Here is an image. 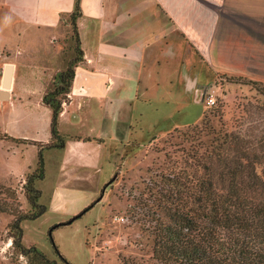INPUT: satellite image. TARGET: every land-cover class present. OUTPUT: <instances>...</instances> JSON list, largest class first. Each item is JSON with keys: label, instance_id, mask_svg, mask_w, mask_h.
Wrapping results in <instances>:
<instances>
[{"label": "crops", "instance_id": "obj_1", "mask_svg": "<svg viewBox=\"0 0 264 264\" xmlns=\"http://www.w3.org/2000/svg\"><path fill=\"white\" fill-rule=\"evenodd\" d=\"M74 2L0 0V22L8 24L14 52L22 51V40L43 34L54 54L26 64L0 44L9 58L0 69L9 127L4 134L48 141L50 108L42 95L66 66L58 39L71 34ZM79 8L75 26L82 55L57 119L64 145L46 150L52 182L38 188L40 203L66 217L84 206L86 201L73 199L87 180L99 178L102 165L109 167L107 176L116 171L111 146L153 138L177 117L198 120V93L214 76L264 83V0H79ZM15 144L10 152L22 156L32 149L20 169L7 171L19 178L34 169L36 148Z\"/></svg>", "mask_w": 264, "mask_h": 264}, {"label": "rangeland", "instance_id": "obj_2", "mask_svg": "<svg viewBox=\"0 0 264 264\" xmlns=\"http://www.w3.org/2000/svg\"><path fill=\"white\" fill-rule=\"evenodd\" d=\"M9 33L8 24L0 22V44H8L14 60L40 64L53 58L43 34L22 40V51L16 54L15 40L8 38ZM63 35L58 42L66 65L74 55V41L71 34ZM8 60L0 52V69ZM200 89L213 94V103L209 106L201 103L198 120L183 123L177 117L175 121H168L166 129L153 138L143 135L132 144L111 146L110 152L116 160L114 178L105 184L113 175L107 176L109 167L102 165L97 172L99 178H94V182L87 180L83 192L73 199L86 201L77 213L92 205L69 224L51 229L49 236L48 230L53 225L68 221L74 215L66 217L62 211L46 209L34 220H22V244L34 245L55 264L66 263L59 259L53 246L69 264H155L151 251L155 216L150 212L154 209L156 191L166 187V169L170 164L192 162L189 154H199L222 133L240 134L248 146L256 149L261 144L264 150V83L216 75ZM4 102V97H0V264H26L25 258L13 253L7 227L13 214L30 212L21 188L27 172L18 178L8 175L7 171L12 167L20 169L22 157L32 158V149H27L22 156L16 149L10 152L13 143L2 139L9 131ZM43 158L44 177L35 183L41 189L52 182L49 165H45L46 151ZM256 171L264 177V163Z\"/></svg>", "mask_w": 264, "mask_h": 264}, {"label": "trees", "instance_id": "obj_3", "mask_svg": "<svg viewBox=\"0 0 264 264\" xmlns=\"http://www.w3.org/2000/svg\"><path fill=\"white\" fill-rule=\"evenodd\" d=\"M79 15V0H75L69 14L74 55L42 95V102L50 108L48 141L2 136L4 141L36 148L35 167L21 184L30 212L13 214L7 227L13 253L25 258L26 264H55L34 245L22 244L20 223L34 220L46 210L35 182L44 176L43 152L64 145L57 119L69 92L73 68L82 55L75 26ZM247 143L240 134L222 133L199 154H189L192 162H172L166 169V187H162L163 192L156 191L150 212L155 216L151 231L155 264H264V177L256 171L264 163V150L261 144L255 149ZM91 205L68 221L53 225L48 236L51 229L69 224ZM53 249L62 262L69 264Z\"/></svg>", "mask_w": 264, "mask_h": 264}, {"label": "built area", "instance_id": "obj_4", "mask_svg": "<svg viewBox=\"0 0 264 264\" xmlns=\"http://www.w3.org/2000/svg\"><path fill=\"white\" fill-rule=\"evenodd\" d=\"M198 101L200 103L204 102V105L205 106H209L213 103V94L210 93V92H207L205 90H201L199 93H198Z\"/></svg>", "mask_w": 264, "mask_h": 264}, {"label": "water", "instance_id": "obj_5", "mask_svg": "<svg viewBox=\"0 0 264 264\" xmlns=\"http://www.w3.org/2000/svg\"><path fill=\"white\" fill-rule=\"evenodd\" d=\"M8 68H9L8 65H6L5 72H4L5 73V79H4V84H3L4 87H6V77H7L8 70H9ZM0 97H5V93L3 91H0ZM113 178H114V175L105 184L109 183Z\"/></svg>", "mask_w": 264, "mask_h": 264}]
</instances>
